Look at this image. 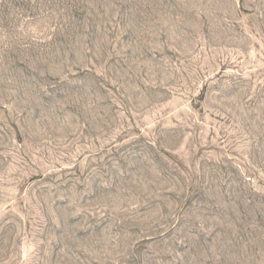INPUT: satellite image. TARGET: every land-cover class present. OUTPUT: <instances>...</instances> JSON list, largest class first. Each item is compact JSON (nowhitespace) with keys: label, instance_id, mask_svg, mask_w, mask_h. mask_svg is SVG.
I'll return each instance as SVG.
<instances>
[{"label":"rangeland","instance_id":"374dc122","mask_svg":"<svg viewBox=\"0 0 264 264\" xmlns=\"http://www.w3.org/2000/svg\"><path fill=\"white\" fill-rule=\"evenodd\" d=\"M0 264H264V0H0Z\"/></svg>","mask_w":264,"mask_h":264}]
</instances>
